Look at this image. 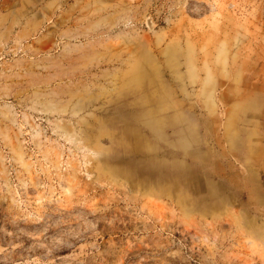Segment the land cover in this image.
Segmentation results:
<instances>
[{
    "label": "rangeland",
    "instance_id": "obj_1",
    "mask_svg": "<svg viewBox=\"0 0 264 264\" xmlns=\"http://www.w3.org/2000/svg\"><path fill=\"white\" fill-rule=\"evenodd\" d=\"M263 166L264 0H0V264H264Z\"/></svg>",
    "mask_w": 264,
    "mask_h": 264
},
{
    "label": "crops",
    "instance_id": "obj_2",
    "mask_svg": "<svg viewBox=\"0 0 264 264\" xmlns=\"http://www.w3.org/2000/svg\"><path fill=\"white\" fill-rule=\"evenodd\" d=\"M263 170H264V166H263ZM251 173H253V172H251ZM261 197H263V196L262 195L258 196V199H260Z\"/></svg>",
    "mask_w": 264,
    "mask_h": 264
}]
</instances>
